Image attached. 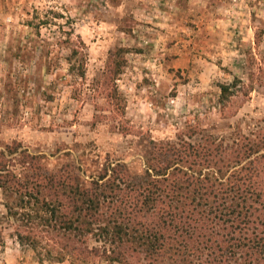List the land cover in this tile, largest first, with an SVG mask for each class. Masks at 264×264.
<instances>
[{
  "label": "rangeland",
  "instance_id": "obj_1",
  "mask_svg": "<svg viewBox=\"0 0 264 264\" xmlns=\"http://www.w3.org/2000/svg\"><path fill=\"white\" fill-rule=\"evenodd\" d=\"M114 59L123 65L111 80ZM208 135L229 147L264 139V0H0V150L10 168L23 171L24 149L85 181L117 162L138 176L154 144ZM2 189L0 264H68L17 240L5 207L15 195Z\"/></svg>",
  "mask_w": 264,
  "mask_h": 264
},
{
  "label": "trees",
  "instance_id": "obj_2",
  "mask_svg": "<svg viewBox=\"0 0 264 264\" xmlns=\"http://www.w3.org/2000/svg\"><path fill=\"white\" fill-rule=\"evenodd\" d=\"M113 63L111 80L123 61ZM229 87L220 85L222 99ZM110 96L122 99L114 85ZM206 137L154 144L138 176L117 162L88 181L66 169L48 171L41 155L24 149L17 171L0 150V187L15 195L14 205L5 204L14 236L41 260L68 264L96 257L118 264H264V139L243 136L229 147ZM6 149L13 154L18 147Z\"/></svg>",
  "mask_w": 264,
  "mask_h": 264
},
{
  "label": "crops",
  "instance_id": "obj_3",
  "mask_svg": "<svg viewBox=\"0 0 264 264\" xmlns=\"http://www.w3.org/2000/svg\"><path fill=\"white\" fill-rule=\"evenodd\" d=\"M173 50H176V48L174 47ZM178 55H176L174 58H172V61H174V65H178V62H183L184 59H182L185 55L184 52L178 51L177 52Z\"/></svg>",
  "mask_w": 264,
  "mask_h": 264
}]
</instances>
